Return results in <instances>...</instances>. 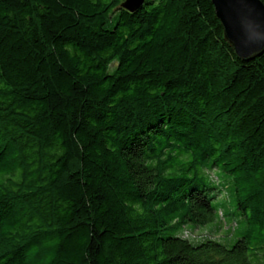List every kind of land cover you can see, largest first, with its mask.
I'll list each match as a JSON object with an SVG mask.
<instances>
[{"label": "trees", "instance_id": "16d2710c", "mask_svg": "<svg viewBox=\"0 0 264 264\" xmlns=\"http://www.w3.org/2000/svg\"><path fill=\"white\" fill-rule=\"evenodd\" d=\"M123 1L0 0V264H264V52Z\"/></svg>", "mask_w": 264, "mask_h": 264}, {"label": "water", "instance_id": "95a60500", "mask_svg": "<svg viewBox=\"0 0 264 264\" xmlns=\"http://www.w3.org/2000/svg\"><path fill=\"white\" fill-rule=\"evenodd\" d=\"M143 0H124L122 7L134 12ZM225 40L235 54L249 60L264 52V2L262 0H211Z\"/></svg>", "mask_w": 264, "mask_h": 264}, {"label": "rangeland", "instance_id": "374dc122", "mask_svg": "<svg viewBox=\"0 0 264 264\" xmlns=\"http://www.w3.org/2000/svg\"><path fill=\"white\" fill-rule=\"evenodd\" d=\"M207 172L209 173V175L212 179H216L215 178V175H216L218 178V181L220 183H223V182L229 183L230 182V179H231L230 174L222 171L219 168L211 169ZM212 185H215V182H212ZM219 197H224L227 199L226 194L224 192H222L221 195H219ZM213 201H215V199H213ZM230 204L233 208L234 207L233 201H231ZM191 231L194 233H197V234L199 232H202V231H207L214 238L221 239V240L229 238L230 232H231V230L227 227V225H225L222 221H216V223H213L211 225H207L203 228H195V229H192Z\"/></svg>", "mask_w": 264, "mask_h": 264}, {"label": "built area", "instance_id": "2783aa9c", "mask_svg": "<svg viewBox=\"0 0 264 264\" xmlns=\"http://www.w3.org/2000/svg\"><path fill=\"white\" fill-rule=\"evenodd\" d=\"M207 235L208 233H206V231H202V232H199L198 234L197 233L192 234V237H195V239H199Z\"/></svg>", "mask_w": 264, "mask_h": 264}]
</instances>
